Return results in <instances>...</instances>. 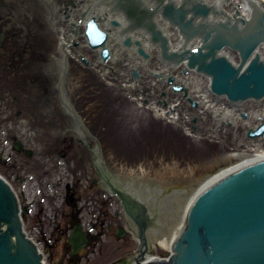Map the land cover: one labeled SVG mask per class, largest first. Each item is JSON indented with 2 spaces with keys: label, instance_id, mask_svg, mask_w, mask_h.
<instances>
[{
  "label": "flooded vegetation",
  "instance_id": "obj_1",
  "mask_svg": "<svg viewBox=\"0 0 264 264\" xmlns=\"http://www.w3.org/2000/svg\"><path fill=\"white\" fill-rule=\"evenodd\" d=\"M198 4L213 10L199 15ZM182 10L194 27L226 21L228 17L245 18L250 12L245 0H0V96L16 101L15 96L21 92L22 97L29 99L31 89L38 87L34 103L44 98L46 107L42 109H48L53 119L49 126L61 132L57 143L87 146L94 157V167L99 168L102 136L98 133L101 128H97L102 125V130H106V126L118 123L117 118H123L117 110L119 93L131 97L127 103L130 117L137 120L133 119L134 124L144 121L154 130H167L169 136L163 134L159 143L167 145L165 149H174L172 158V152L168 153L170 163L178 159L180 165L184 164L181 167L177 163L173 169L176 176H156L165 170L162 160L145 161L141 166L148 170L136 168L130 181L123 187L119 184L118 189L117 184L109 182L107 174L101 173L110 198L115 192L129 196L128 182L138 178L145 182L144 172L155 176L156 181H148L161 183L160 190L158 187L155 191L182 197L183 192L200 188V183L241 162L248 152L264 151V135L254 139L247 136L264 123V99L248 100L228 109L212 101L208 76L190 68L185 61L164 56L166 47L168 54H181L196 52L203 43L200 36L187 41L179 27L166 17L169 11ZM89 27L105 36L100 40L101 46H90ZM154 30L160 32L161 39L154 36ZM259 53L264 58V47ZM223 54L239 64L237 54L228 50ZM36 61L41 65L32 70L26 67ZM29 79L31 82H27ZM203 97L205 102H200ZM184 140L198 144L185 146ZM186 153L190 160L184 163L188 159ZM1 160L7 166L6 173L14 175L16 171L17 177L18 162ZM181 175L185 178L181 179ZM198 176L203 178L195 181ZM121 208L136 237L137 219L129 220L122 203ZM74 214L70 210L67 224L74 222ZM123 235L117 233L120 238ZM87 239L92 244L97 238L87 233ZM76 258L70 256L69 261Z\"/></svg>",
  "mask_w": 264,
  "mask_h": 264
},
{
  "label": "rangeland",
  "instance_id": "obj_2",
  "mask_svg": "<svg viewBox=\"0 0 264 264\" xmlns=\"http://www.w3.org/2000/svg\"><path fill=\"white\" fill-rule=\"evenodd\" d=\"M39 65H41L40 62L36 61L26 67L32 70L34 66ZM30 79L27 82H31ZM36 90L38 87L31 89L32 96L29 99L26 96L22 97L21 92L18 93L19 96H15L16 101H13L11 97L0 96V149L4 147L6 154L11 155L10 162H18L17 177L20 176L25 180L22 187H13L20 206L25 208L28 204L30 205L28 207L30 212L24 213L22 217L26 235L40 250L45 264H112L113 262L134 264V258H137L139 254L140 240L133 237L124 220L120 201L115 199L118 197H109L106 192L107 186L100 176L101 173L107 174L109 182L117 184L115 188L118 189L119 184L123 187L127 181H130L136 168L142 171L148 170L141 164L152 160H156V162L162 160L161 164L165 168L156 176L162 178L176 176L173 169L178 164L179 166L184 164L180 165L178 159L170 163L167 160L168 153L172 152V158L174 149H165L168 146L159 143L163 134L167 135V130L163 128L154 130L147 127L148 125L144 121H142L143 124L140 122L134 124L133 119L137 120L130 117L131 108H128L130 104L127 103L131 97L119 93L117 110L121 111L123 118L121 120L117 118L118 123L106 126V130H102V125L97 128V130L101 128L98 133L102 136L99 145L101 163L99 168L94 167L95 160H93L92 153L91 157L87 151V146L76 142V144L68 145L56 142V137L61 132L59 129L50 128L49 125L53 119H51V114H48V109H42L43 106L46 107L44 98L40 99L39 103H34L37 100L34 95ZM1 113L3 114L1 115ZM169 134L171 136V133ZM13 140L22 142L24 146L22 152L11 149ZM183 142L185 146H197L198 144V142L194 143L189 140ZM91 145L93 147L94 144L91 143ZM211 145L214 146L216 143L212 142ZM236 146H238L237 143ZM219 147L223 146L219 144ZM234 148L230 147V149ZM27 151L31 152L30 156L26 155ZM186 156L188 159L184 163L190 160L188 153ZM1 161L0 175L13 185V181L16 183L14 179L17 177L14 176L12 179V172L6 173L7 166L3 165ZM174 163L178 164H175L174 167ZM13 173L15 175L16 171ZM144 173L147 175L144 176L146 181L143 182L139 178L134 180V188L140 187L141 183L151 185L152 182L147 179H154L155 176ZM180 178L184 179L185 177L181 175ZM202 178L198 176L194 180L200 181ZM67 185L69 188L74 185L73 189H76L75 197L78 200L74 203L73 208L67 205ZM148 193L150 192L147 191L143 194L150 195ZM153 195L151 197H155V199L163 196L162 194L159 196L156 192ZM179 207L178 205V215ZM70 210H74L76 218L81 220L82 230H89L91 235L97 238L95 247H86L79 251L80 256L75 263L69 261L71 250L67 244L72 231L66 220ZM118 231L123 232L122 238L117 236ZM147 240L150 250L147 252L146 258L164 259L171 255L169 246L161 243V240L151 236H147Z\"/></svg>",
  "mask_w": 264,
  "mask_h": 264
},
{
  "label": "water",
  "instance_id": "obj_3",
  "mask_svg": "<svg viewBox=\"0 0 264 264\" xmlns=\"http://www.w3.org/2000/svg\"><path fill=\"white\" fill-rule=\"evenodd\" d=\"M245 1L250 10L249 17L245 18L228 17L226 21L194 27L185 19L184 10L169 11L166 16L179 27L187 41L200 36L203 43L196 52L181 54H168L166 47L164 56L177 62L185 61L190 68L208 76L213 96L224 99L229 107L264 99V58L259 53L264 46V4ZM210 10L213 8L198 4L196 13L205 15ZM152 33L161 39L160 32ZM87 36L92 48L101 46L100 40L105 38L94 27H89ZM225 50L238 55V65L223 54ZM262 135L264 123L247 134L250 139ZM13 146L17 151L22 150L19 141ZM119 197L129 217L137 219L140 254L144 255L145 229L152 218L144 214L141 203L139 206L136 201ZM20 212L14 192L0 177V264H43L36 245L23 231ZM68 243L72 255L86 246L80 225L73 229ZM170 249L167 260L148 261V264H264V159L203 188L187 209L182 228Z\"/></svg>",
  "mask_w": 264,
  "mask_h": 264
},
{
  "label": "bare ground",
  "instance_id": "obj_4",
  "mask_svg": "<svg viewBox=\"0 0 264 264\" xmlns=\"http://www.w3.org/2000/svg\"><path fill=\"white\" fill-rule=\"evenodd\" d=\"M256 2H259V0H255ZM245 11V10H243ZM248 16V14H247ZM213 97V102L216 101L215 97ZM205 97H203V99L199 100L200 102H205ZM211 101V102H212ZM249 154L244 155L243 156V160L241 161L240 164L228 169L227 171L221 173V174H217L211 178H209L207 181H204L203 183H200V188H195L192 189L191 194L189 192L184 193V195H182V197H186L182 198L180 195H174V196H169L168 194H164V196L159 197V199H155V197H151L154 196V192L155 190L159 187V190L161 188V183L160 182H154L151 183V186H148V184H142L140 185V187L138 188H134L133 183L132 182H128L129 185V190L131 191L130 193H132L133 195L138 197V194H143L147 191H149L150 195H141L140 197H138V199H140L143 203L146 204V207L148 209V214L150 216L156 217L155 218V226L151 232V236L154 237L155 239H159L161 240V243L166 244L167 246H169V248L172 245V242L174 241V239L177 237V235L179 234L182 225L184 223L185 220V216H186V212L187 209L189 208L190 204L192 203V201L194 200V198L201 192L203 191V188L211 185L213 182L217 181L218 179H220L222 176L229 174L231 172H234L238 169H240L241 167H244L256 160L262 159L264 158V155L258 151H255L253 153L248 152ZM247 157H250L249 159H247ZM134 179V178H133ZM145 180V179H144ZM134 181V180H133ZM143 181V180H142ZM159 185V186H158ZM190 194V195H189ZM167 196V197H166ZM166 197V198H165ZM159 202V205H161V208H159V206L155 207V203L154 202ZM178 205L180 206V213L178 215ZM162 209V210H161ZM158 216V217H157ZM178 219V220H177ZM166 229V230H164ZM154 258H144L142 260L143 264H148V261H152Z\"/></svg>",
  "mask_w": 264,
  "mask_h": 264
},
{
  "label": "trees",
  "instance_id": "obj_5",
  "mask_svg": "<svg viewBox=\"0 0 264 264\" xmlns=\"http://www.w3.org/2000/svg\"><path fill=\"white\" fill-rule=\"evenodd\" d=\"M75 224H76V222H74V223L72 224V226L75 225Z\"/></svg>",
  "mask_w": 264,
  "mask_h": 264
}]
</instances>
